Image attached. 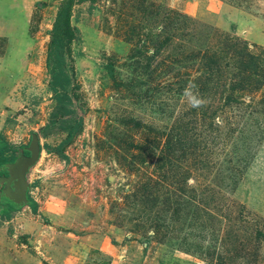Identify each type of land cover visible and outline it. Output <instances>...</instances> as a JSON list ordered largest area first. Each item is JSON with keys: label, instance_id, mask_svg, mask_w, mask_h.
Listing matches in <instances>:
<instances>
[{"label": "rangeland", "instance_id": "1", "mask_svg": "<svg viewBox=\"0 0 264 264\" xmlns=\"http://www.w3.org/2000/svg\"><path fill=\"white\" fill-rule=\"evenodd\" d=\"M63 1L0 0V264H264V0Z\"/></svg>", "mask_w": 264, "mask_h": 264}, {"label": "trees", "instance_id": "2", "mask_svg": "<svg viewBox=\"0 0 264 264\" xmlns=\"http://www.w3.org/2000/svg\"><path fill=\"white\" fill-rule=\"evenodd\" d=\"M70 1L71 0H64L63 1V5L60 8V10L57 12L54 23L52 25V30L54 32H56L57 35L60 34V36L58 38L60 39L61 43H62L63 39L68 41L70 36H71V31H70L71 27H70V23L68 20L69 14L67 11V9H68L67 7L69 4L66 6V3H68V2L70 3ZM54 45H56V44L54 43ZM227 46L229 48L236 46V40L232 39L230 41V44L227 43ZM241 49H243V48H241ZM241 49L238 48V50H237V49L232 48V50L235 53H239ZM53 51H55V49ZM247 57H248V59H247L246 63L242 62V61H239V62L235 61L234 64L232 63V65H230L231 68L228 69L229 70L228 71V75H229L228 79L230 80L231 86L234 89H236V88L246 89V88H248L247 86H250L254 89V88H258L259 85L262 83V82H258L256 80H255L256 81L255 84L250 82V79H249L250 76L248 74V70H251V68L257 66V64L259 63V58L256 56L248 55V54H247ZM200 58H203L205 60V62L202 63V66H203L202 73L207 74L206 76L209 79V76L212 74L211 72L217 71L219 68L218 61L220 59V56L214 55L212 53H204V54H202V56ZM252 74H255V73L252 72ZM50 75H51V78H50L49 86L52 90L55 89V87L62 85L66 80H68V76L62 71L53 72L50 70ZM234 80H235V82H233ZM194 84H195V82L192 83V85H194ZM229 98L232 101L234 99V97H232L231 95H229ZM53 123H54V119H50L48 124L51 125ZM17 150L18 149L16 146H14L13 144L6 141L3 138V136L0 135V157H2L1 164L2 163H7V164L12 163L17 157ZM22 153L25 155L27 154L26 151H23V148H22ZM29 204L32 205L33 203L29 201Z\"/></svg>", "mask_w": 264, "mask_h": 264}, {"label": "water", "instance_id": "3", "mask_svg": "<svg viewBox=\"0 0 264 264\" xmlns=\"http://www.w3.org/2000/svg\"><path fill=\"white\" fill-rule=\"evenodd\" d=\"M26 148L29 151V155L21 154L20 156L16 157L12 163L8 164L12 167V179L17 181L19 188H21V186H25L24 172L26 171L27 167L35 161L37 156L38 146L35 135H31L30 141Z\"/></svg>", "mask_w": 264, "mask_h": 264}, {"label": "crops", "instance_id": "4", "mask_svg": "<svg viewBox=\"0 0 264 264\" xmlns=\"http://www.w3.org/2000/svg\"><path fill=\"white\" fill-rule=\"evenodd\" d=\"M21 154H23L21 151H20V153H17V157L20 156ZM24 155H25V154H24Z\"/></svg>", "mask_w": 264, "mask_h": 264}]
</instances>
